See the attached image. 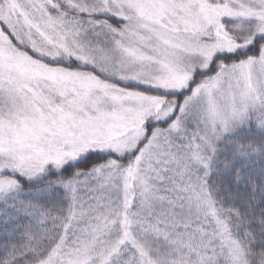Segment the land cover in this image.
<instances>
[{"label":"snow or ice","instance_id":"1","mask_svg":"<svg viewBox=\"0 0 264 264\" xmlns=\"http://www.w3.org/2000/svg\"><path fill=\"white\" fill-rule=\"evenodd\" d=\"M0 264H264V0H0Z\"/></svg>","mask_w":264,"mask_h":264}]
</instances>
